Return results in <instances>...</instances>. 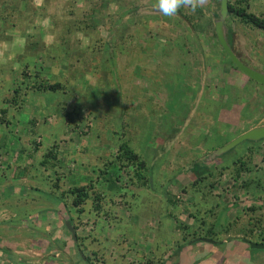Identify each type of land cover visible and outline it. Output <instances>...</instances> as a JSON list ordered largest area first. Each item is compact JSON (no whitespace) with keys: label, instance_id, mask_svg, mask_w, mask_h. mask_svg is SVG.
<instances>
[{"label":"rangeland","instance_id":"1","mask_svg":"<svg viewBox=\"0 0 264 264\" xmlns=\"http://www.w3.org/2000/svg\"><path fill=\"white\" fill-rule=\"evenodd\" d=\"M97 1L33 0V4L45 3V15L37 17V19L27 25H19L20 28H26L27 32L42 37L41 39L45 43L52 42L53 35H57L58 29L62 28L63 25H67L68 28H71L67 36L68 45H74L81 49L93 44V42L99 43L102 39L107 38L108 35L116 38L120 36L121 38H127L122 40V42L115 40V45L118 46L117 48L120 51L117 49V52L114 54V61L116 69L120 71L121 78L118 84L111 85V91L118 95L119 103H116L118 100L114 102L108 99V90L105 95L98 96L96 99L88 97V100L94 101L97 104L101 102L100 106H103L99 109L97 108V111L91 109L90 105L84 103L81 98L86 84L91 82L89 79L76 81V83L69 86V90H72L73 93L69 96H61V99L66 103L67 109H75L76 115L86 121L85 126H79L77 130L71 133L64 132V128L58 126L60 124H57L59 134L56 135V131H54L51 136L56 139L60 138V145L63 149L67 148L66 142L69 141L71 145L69 151L76 152L73 153V157L79 156H77V159L69 158L66 162L68 165L72 164L74 169H78V177H75L74 173H72L74 169L72 171L69 169L68 173L63 169L65 175L58 176L57 180L51 171L49 172L51 176L35 172L38 169L37 156L39 154L32 155L29 144H27L30 139H36L34 138L36 137L34 134L28 138L27 121L31 120L32 117H34L33 119L36 123L43 121V114L41 113V107L43 106L42 99L33 98L30 103H27V107L24 108L15 121L11 119V123L6 128L0 125V158L5 155L10 157L15 152L19 153V149L23 145V154H29V164H33L29 168L33 171L32 173H35L32 176V180L38 185L36 192L35 190H31L35 192L33 198L31 195L27 196V204L19 203L17 205L19 207L16 210L21 212L18 218L7 220V212L0 210V219H6L7 221L4 225L15 228L19 226L20 229L26 231L27 226L22 227L18 225L20 217H25L27 219L26 223L30 225L28 229L33 233L35 231L40 233L36 229V224L30 223L31 221L34 222L33 211L44 210L43 212L56 213L59 206V213L60 215L63 214L64 219L78 217L82 213L77 214L72 207H69L66 211L64 206L47 192V189H49L48 185H57L59 183V186L63 185V188H65V186L69 187V184L70 186H75L93 180L96 175L92 172L93 168L90 161L95 157L97 159L99 157V163H103L107 167L108 170L106 171L108 174L106 173V175L112 176L113 181H119L120 185L116 182L120 186L117 187L120 190L116 191V196L121 195L122 199L130 206L131 214L135 215L137 212L138 216L148 217L147 224L151 225L154 223L156 225V232H148V234H138V236H135L133 233L131 235L127 232L129 224H120L112 229L109 239L108 234L105 237V234H102V236L95 231V223V225L91 223L86 224V222L79 220L77 221L76 234L78 233L79 237L85 238L83 245H86V249L91 251L100 249V251L94 253L95 255H92L80 246L82 255L88 257L91 264H140L142 259H147L151 256L150 253L154 255L155 260L164 259L159 254L167 247H170L178 239L177 236L180 233L175 225L179 223L180 225L189 226L193 223L189 215L192 211H188L187 208V210L184 209L185 206H190L191 198L192 202H196V205H203L205 203L204 208L201 209L202 211L213 208V205L218 203V207L213 208V212L216 213L218 209L224 205H228L226 217L228 216L227 219L230 221L238 215V218H240L239 222L245 223L246 218H249L254 212L263 216L264 206L256 211L249 210L254 206L257 207L259 205L261 207L260 200L263 197V192L255 191L254 194H242L237 188L231 187L226 177H221L222 183L217 184L210 193L206 192L203 197L201 195H191L189 192L190 188L186 192L180 190L181 186L188 183V179L183 175L185 169L182 167L201 158L209 148L212 150L211 153L215 152L248 128V126H244V123L249 124L250 121L247 120V117L244 116L246 121L243 116L239 115L240 107H245L247 113H256L254 115L256 119L255 124H263L250 127L247 130L264 126V115H257V113L264 111V88H260L261 86H256L257 94H254L252 90L251 94L248 96L243 94L231 106L220 107V103H225V106H227L232 101L233 97L230 95L232 91L228 86L242 89L241 91L243 92L244 87L249 84H246L245 76L231 71L228 62L219 49L220 47L214 45L213 41H216L215 34H213L214 22L219 19V5L217 8L216 2H213L214 0H206L205 5L198 8L195 13H191L188 18L182 16V12L185 9H181L174 17L165 18V16L153 8L156 0H144L138 3L135 16L132 17L133 24H131L126 19L129 15L120 18L121 16H117L116 4L110 3L106 8V13L110 18L105 21V25L100 24L94 30L89 29L88 15L93 11V6ZM248 5L250 12L264 14V0H249ZM146 7H151L152 9L148 8L145 10ZM214 10L217 11V17H214L211 13ZM148 16L153 17L154 20L150 29H146L147 23H145V18ZM189 17H191L190 22L188 21ZM225 17L222 20L223 27ZM151 18L150 20H152ZM193 22L194 24L190 25ZM231 24L234 31L233 48L241 62L251 69L253 68L256 71L264 73V33L257 31L242 32L238 24ZM76 25L82 31L73 32ZM137 30H143L144 32H141L137 36ZM17 33H6L7 35H11L13 40L10 42L2 41L0 43V99L3 95H10L12 88L19 83V78L14 72L20 67L13 62L12 51L14 50H11L12 48L22 46ZM128 35H130V38H128ZM166 35L172 41H178L179 36L186 35L188 38L193 37L194 42H196L197 46L195 44L192 45V51H194L190 54L188 53V60H185L189 63L187 72L185 67L177 65L172 71L166 72V76L162 74V69L171 70L172 64H175L174 58H170L172 55L164 57L166 49L171 47L169 44L166 47V43H161L162 40L165 41ZM147 39H150V41H147ZM167 54L171 53L167 52ZM200 55L205 57L202 59V57H199ZM178 61L180 62L181 60ZM60 67L64 69L65 64L62 63ZM149 73L156 75L155 77L157 78L148 77ZM95 93L89 92L91 95ZM227 95H229L228 98ZM47 98L48 96H46V100H48ZM227 99L229 102L226 101ZM48 112H51V109L48 108ZM51 113L53 121L58 120L56 112L52 110ZM94 114L95 116H93ZM88 123L89 128L86 127ZM183 123L184 125H182ZM46 129L45 125H39L36 131L38 136L40 132L46 133ZM47 136L50 137L48 132ZM167 136L171 137L169 141L171 146L169 144L163 145ZM19 138H21V141L18 140ZM38 141L41 144L39 148L47 147L44 144L46 140L43 136H40ZM121 144L127 145L144 163L142 173L144 179L143 185L140 188L129 185L126 182L127 177L131 175L130 168L125 169V172L128 173L121 172V176L115 178L117 176L115 171L116 166L111 163L108 166L106 164L108 163L107 160H112L109 154L115 155L118 152L116 150L117 147ZM250 147L253 148V153L248 166L252 173L251 175L247 174V176L245 174L243 179L248 177L252 180L261 181L262 187L260 189L263 190L264 140L254 143L242 141L222 155L209 159L210 153L203 157L201 161L212 170L214 166L231 164L232 161L243 156ZM9 157L8 160L4 157L0 163V183L2 182V185L10 182L9 173L17 174L19 171L21 176L29 174L28 170H24L25 164L22 163L21 165L18 160L15 163H11ZM92 162L96 163V161ZM17 166H20L21 170L17 169ZM224 179L226 180L224 181ZM99 187L100 184L97 187L100 191ZM166 191H168L169 195L178 199L176 203L177 207L168 202L166 204V195L164 194ZM29 194L32 193L29 192ZM133 194L135 195L132 196ZM16 202L18 201H14V203ZM102 202L106 203V199ZM88 203L86 201L81 206V209L84 216L92 217L91 211L93 210L90 203ZM150 205L152 206L149 207ZM102 208L105 209L103 206ZM89 212L91 215L88 214ZM220 212L223 211L219 210ZM153 214L159 216V219H156L158 223L150 219L151 216L149 215ZM170 214L172 216L168 218ZM154 215L153 217H155ZM256 217L258 216L256 215ZM218 218L220 216H209L205 218V221L210 223L213 220L216 221ZM65 222L67 221L64 220L63 224ZM40 223H43V221ZM263 227L264 217L262 218V223L259 225V229ZM256 230L254 227V232ZM63 231L64 236L69 239L67 231L64 228ZM254 232L250 233L252 238L253 235H256ZM241 233V230L236 232L231 231L229 235L244 238ZM51 235L54 237L55 233L53 232ZM27 238L28 240L25 237L20 241L22 244L19 245L20 248L18 247L17 250L19 253L16 254L20 256H15V259L18 260L15 264H77L75 262V251L68 239V242H66L68 244L65 245L62 252L61 249L57 250L56 246V252L52 248L50 251L47 250L43 253L41 249L45 245L47 246L48 243L46 236L42 237L43 239ZM57 240L58 237L53 241L51 240V243L59 246L60 244ZM32 242H38L39 245L37 247L40 250H35L32 247ZM228 242L226 245H234L242 251L247 250L249 254L259 255L264 253V250L249 249L247 245L233 239ZM199 244L201 243H196L195 245ZM208 248V246L205 247L206 250ZM222 249H218V252ZM171 251L173 250L170 249L168 253H171ZM235 252H238L237 249ZM139 256L142 257L140 258ZM240 256L243 257L242 253ZM21 257L23 259H20ZM179 258L180 255L175 257V259L170 258V260H174L173 264H177L176 261ZM170 260H168L167 264H171ZM0 264H12L2 252L0 253ZM256 264H259V262L257 261Z\"/></svg>","mask_w":264,"mask_h":264},{"label":"trees","instance_id":"2","mask_svg":"<svg viewBox=\"0 0 264 264\" xmlns=\"http://www.w3.org/2000/svg\"><path fill=\"white\" fill-rule=\"evenodd\" d=\"M143 1L144 0H98L93 6V11L88 15L89 29L96 30V27L98 25H105V21L110 18V16L106 13V8L110 3L116 4L117 16H121L120 18H122V16L129 15V17L126 19L128 23L133 24L132 17L135 16L138 3ZM32 2L33 0H0V43L2 41L10 42L11 40H13V37L11 35H7L6 33L18 32L17 36L21 40L20 42L22 45L21 47L11 49L14 50L12 51L13 62L20 67L19 69L17 68L15 72H11L16 73V76L19 78V83L12 88V92H10V95H3L0 99V125L6 128L11 123V119L15 121L18 118L19 114L23 112L24 108L27 107V103H30L33 98L42 99L43 106L41 107V113L43 114V121L41 123H36L33 119L34 117H32L31 120L27 121V136L29 138L34 134L36 136L34 138L36 139H40V136H43L46 140L44 141V144H46L47 147L39 148L41 144L40 141L36 143V139H30L29 143H26L31 147L30 150L32 151V153L36 151V153L39 154V156H37L38 169L35 170V172L38 173L40 170H42L45 173L51 170L55 171L56 167H60V165L62 164H64V166L68 165V163L66 162L69 158H71V151H69L71 145L69 144V142H66L67 148L63 149L60 145L61 141L59 140V138L56 139L51 137L54 131H56V135L59 134L57 131V124H60L58 126L64 128V132L67 133L74 132L79 126L86 125V121L82 120L76 115L77 113L74 111L75 109L68 110L66 107V103L63 99H61V96H69L73 93L72 90H69V86L76 83V81L89 79L91 82L86 84L81 98L84 103L89 104L91 109H95L96 111L97 108L99 109L100 107H103L100 106L101 102L97 104L94 101L88 100V97H93L94 99H96L98 96L105 95V93L109 90L108 99L114 102L115 100H118L116 101V103H119L118 95L111 91V85H116V83L118 84V81L121 78L120 71L116 69L114 61V54L117 52V49L118 51H120V49L117 48L118 46L115 45V40H120L122 42V40H125L127 37L121 38L120 36L119 38H116L114 36L108 35L107 38L102 39L101 41H99V43L93 42V44L81 49L74 45H68L67 36L70 33L71 28H68L67 25H63L62 28L58 29L57 35H53V41L50 43H45L41 39L42 37H40L39 35L27 32L26 28L19 27L20 24L27 25L29 23H32L35 19H37V17H42L43 15H45V3L40 2V4H33ZM213 2H216V6L218 8L219 0H214ZM248 2L249 0H226V17L223 21V25L225 27V41L232 53L236 56V58H238L239 61L241 60L237 56V53L233 48L234 31L231 23L238 24L239 29L242 32L257 31L260 33H264V14H255L253 11L250 12L248 10ZM21 3L22 5H20ZM148 8L152 9L151 7H146L145 10ZM216 12L217 11L215 10L211 11L214 17H217ZM191 13L192 12L190 10L185 9L184 12H182V16L184 18H188ZM201 15L203 16V14ZM148 17L145 18V23H147L146 29H150V27L152 26V22H154L153 17ZM150 18L152 20H150ZM190 18L191 17H189L188 20L189 22ZM193 24L194 22L190 25ZM80 31H82L80 27H78L77 25L74 26L73 32ZM141 32L144 31L137 30L136 35L139 36ZM129 36L130 35H128V38H130ZM166 38V47L168 44L171 47L169 49L167 48L168 50L166 49L164 57L172 55L170 58H174L173 60L175 64H172L171 70L162 69V74L166 76V72L172 71L174 68H176L177 65L185 67V70L187 72V70L189 69V63L185 60H188V53L190 54L194 51H192V45L195 44L197 46L196 42H194L193 40V37L188 38L186 35H181L179 36V39H177L178 41L173 40L174 42L168 39L170 38L169 36H167ZM147 41H150V39H147ZM213 42L215 46H218L215 40ZM167 52H170L171 54H167ZM222 53L225 60L228 62L231 71L241 75V73L230 63L223 51ZM199 57H202L203 59L205 56L200 55ZM178 60L181 61L179 62ZM62 63L65 64L64 69L60 67ZM149 74L150 75L148 77L157 78L155 77L156 75L152 73ZM245 80L246 84L248 83L249 85L244 87L243 92L241 91L242 89L240 90L234 86H228L232 91L230 95H232L233 97V102L231 101L230 105L228 104L227 106H225V103H220V107L231 106V104L236 103L243 94H245L246 96L251 94L252 90L254 94H257L258 92H256V86H261L260 88H264V85L257 84L248 78H246ZM93 91L96 93L93 95L89 94V92L94 93ZM46 96H48V100H46ZM228 96L229 95H227V98ZM226 101L229 102L228 99ZM48 108L51 109V112L52 110L53 112H56L58 120L53 121L51 117L52 113L48 112ZM246 110L247 109H245V107H240L239 112L240 116H245L247 117V120L250 121L249 124L246 122L244 123L245 127L248 126V128H250L259 124L263 125L261 123L255 124L256 119L254 118V115L256 113H247ZM262 114L264 115V111L257 113V115ZM93 116H95V114ZM245 117L244 120H246ZM39 125H45V127L47 128V132L50 134V137L47 136V132H40V135L38 136L36 131ZM86 127L89 128V123ZM248 128H246V130ZM170 139L171 137L167 136L165 138V141L163 142V145L166 146L169 143ZM116 150L118 152L115 155L109 154V157L112 160H107V166L110 163L116 166L115 171L117 173V176H115V178L120 177L121 172H125V169L130 168L129 170L131 172V175L127 177L126 182L129 185H134L135 187L140 188L141 185H143L144 179L142 177V173L144 170L143 161H141L140 157L137 156L125 144L119 145ZM252 151L253 148L250 147L246 150V153L243 156L238 157L237 159L232 161L231 164L214 166L213 169L210 170L209 167L205 166L201 161L203 157L212 152V150L209 148L205 151L201 158H198L197 160H194L182 167L183 169H185L184 175L188 179V183L181 187L179 186L180 190L182 192H186L190 188L189 192L191 193V195H201L203 197L206 192L210 193L215 188V186H217V184L219 185L220 183H222V178L226 177L231 187H235V189L237 188L241 191L242 194H254L255 191H262L263 197L260 200L261 207H259V205L257 207L254 206L249 210L256 211L259 210V208L261 209L262 206H264V189H260L262 187L261 181H257L255 179L252 180L248 177H246V179H243V176L245 174L247 176V174L251 175L252 173L250 167L248 166L250 164L251 155L253 153ZM19 153H24L23 145H21ZM59 153L62 155L61 160L58 158L56 159V156L59 155ZM92 161H96V163H93ZM92 161H90L91 167L93 168L92 172H94V174L96 175V177L94 176L95 178L93 180L87 181V183L85 184H77L75 186H70L69 184V187H67L66 189L63 188V185L59 186V183L57 185H48L49 189H47V192L51 196H54L57 201H59V203L64 206L66 211L69 207H72L75 209L77 214L83 213L81 206L87 201L90 203L91 209L93 210L91 212L93 214L97 216L99 215V213H101L100 216H103V214L106 215V213L103 212L102 208V206L104 207L102 201L106 197H104V194L115 197L117 195L116 191L120 190V188L117 189V187H120L117 185V183L119 184V181H113L112 176L106 175V170L108 169L105 164L99 163L100 158L98 157L97 159L95 157L94 159H92ZM32 165L33 164L26 165L24 169L28 170L29 173H31L33 171L29 168ZM64 171L68 173L69 166L67 169H64ZM64 171L62 170L58 175L54 176L56 180L57 178H59L58 176L65 175ZM32 174L35 173H31V175ZM225 180L226 179H224V181ZM99 184L100 191L97 188ZM164 194L166 195L165 199L169 203L172 202L171 205H176L178 201L176 197L169 195L168 192H165ZM195 203L196 202H192L191 198L190 206L188 205L184 208L185 210L188 209V211H192L191 213H189V215L192 218L193 223L189 226L180 225L179 223L176 225V228H178V231L180 232L177 236L178 239L173 242L170 247H167L159 254V256H163L164 259L155 260L154 255L150 253L151 256L147 259H142V262L140 264H165V261L168 262L170 258L175 259V257L179 255V252L186 248L189 241L193 240L195 237L206 238L212 241L217 247L222 246L223 242L229 241L231 239L240 242L242 239L246 238L247 240L254 243H264V227L259 229V225L260 223H262L263 216L254 212L249 218H246L245 223H240V218H238V215H236V217L232 221L227 219L228 216L226 217V211L228 210V205H224L223 207L218 209L216 213H214L213 208H217L218 203H215V205H213V208H210L206 211L201 210L204 208L205 203L203 205H196ZM189 208H192L193 210ZM219 210L223 212L219 213ZM111 213L112 212H108L107 214L111 215ZM215 215L217 217L220 216V218L216 219V221L213 220L210 223H207L205 221V218H208L209 216L214 217ZM256 215L258 217H256ZM171 216L172 214L168 215V218H170ZM64 220L69 223V226L73 229L75 234L74 240L71 239L69 234L68 241L71 243V247H73L75 251L74 255L77 262H81L83 264H91L88 260V257H84V255H82L81 247L83 249H86L87 246L83 245L85 238L79 237L76 234L78 220H74L71 217L63 219V221ZM30 223L32 224V221ZM26 226L29 227L30 225L26 224ZM32 226L34 227V225ZM254 227L257 229L255 232ZM63 228L66 230L64 224ZM240 230L244 238H237L229 235L231 231L236 232ZM253 232L256 235H253L252 238L250 233ZM68 241H61V244L57 246L58 249L62 250L63 248H65V244H68L66 243ZM196 243L201 242H195L191 244V246L195 245ZM37 245L39 244L32 242L33 248L34 246L37 247ZM53 246L54 244L51 243V239L48 238L47 246L45 245V247L41 250L43 251V253H45L47 250L50 251ZM170 249L173 251H171V253L166 256L165 254H167ZM35 250L38 251L40 250V248ZM87 251L90 254L95 255L94 253L100 251V249H96L95 251ZM11 257L12 256L10 255V253H7V258L10 259ZM139 257L141 258L142 256ZM20 259H23V257H21ZM170 261L171 264L174 263V260ZM11 262L12 264L16 263L14 261ZM178 262L179 261L177 260L176 263Z\"/></svg>","mask_w":264,"mask_h":264},{"label":"crops","instance_id":"3","mask_svg":"<svg viewBox=\"0 0 264 264\" xmlns=\"http://www.w3.org/2000/svg\"><path fill=\"white\" fill-rule=\"evenodd\" d=\"M242 64H244V63H242ZM182 125H184V123ZM25 139H27V138H25ZM19 140H21V138H19ZM38 140H36V143L39 142ZM59 140H60V138H59ZM168 144H169V146H171L170 142ZM29 148H31V147L29 146ZM73 153H76V152L71 151V153H70L71 158L77 159L78 155L73 157ZM35 154H36V151H34L32 153V155H35ZM4 157H6V160H8L9 156L5 155L2 158H0L1 159L0 163L2 162ZM9 158H10L9 161L11 163H15L18 160V161H20L21 165L23 163V164H25V166L28 165L29 161H30L29 154H23V153L19 154L17 152H15V154L11 155ZM57 158L61 160L62 155L59 153V155L56 156V159ZM68 166H69L70 171H72L74 169V166L72 164L67 165V166L66 165L64 166V164H62V165H60L61 168L58 166V167H56L55 171L51 170V172L54 173V175H58L60 173V171H62L63 169H67ZM17 167H18L17 169L21 170L20 166H17ZM85 170H86V168H85ZM42 172L43 171L40 170L38 173H42ZM49 172L50 171H47L45 173L43 172L42 174H45L47 176L51 175V173H49ZM31 173H29L27 175L25 174V176L24 175L21 176L19 171L17 172V174L9 173V176L11 179L10 182L8 184L5 183L3 185L1 184L2 182L0 183V210L1 211L4 210L5 212H7V216H8L6 218L7 220L18 218V216L21 215V212H18L16 210V208L19 207L17 205L19 203L20 204H24V203L27 204V202H26L27 196L31 195L33 198L34 193L38 190V185L32 180V176L34 174L31 175ZM72 173H74L75 177H78V175H79L78 169H74V172H72ZM5 178H6V176H5ZM67 187L68 186H65V189ZM31 190H35V192H32ZM29 192H31L32 194H29ZM166 192H168V191H166ZM134 195L135 194H133L132 196H134ZM104 197L106 199V203L105 202L103 203L104 208H105V209H103V212L106 213V215L103 214V216H100L101 213H99V215L97 216L91 212L92 217H87V215L84 216V214L82 213V214H79L78 217H75L74 220H78V221L82 220V221L86 222V224L87 223H91V224L95 223L96 224V226H94V228H96L95 231L101 235L105 234L104 235L105 237L108 234L109 239H110L109 234L112 231V229L116 228V226L120 225V224H129V227L127 228V232L131 235L133 233V235H135V236H138V234H142V235L148 234V232L149 233L150 232H156L155 231L156 225L154 223H152L151 225L147 224V222H148L147 218L148 217L146 218V217L138 216L137 212L135 213V215L131 214L130 206H128L127 203L125 202V200L122 199L121 195L111 197L107 194H104ZM14 201H18V202L14 203ZM165 202L167 204L168 201L166 200ZM171 203L172 202H170V204ZM151 206L152 205H150L149 207H151ZM59 207H58V209H59ZM138 211H139V209H138ZM33 212H34V214H32V215L34 216V222H32V224H34V225L36 224L37 228L35 226H34V228H36L40 231V233L35 231L34 233H36V234H34L32 231H30L28 229V227L26 230L28 232H26V231H23L22 229H20L19 226L16 228L12 227V226H6V225H4V223L7 222L6 219H2V220L0 219V253L2 252L4 255H6V257H7V253H10V255L12 257L10 259L7 258L10 261H14V262L18 261L15 259V256H20V255H16L19 253L17 250H18L19 245L22 244L20 241L22 239H24L25 237H26V240H28L27 237H29V238L34 237L35 239L36 238L43 239L42 237L46 236V238H50L52 241L54 239H57V237H58L57 242L59 244H61V241H67V239H68L64 236L63 224H62L64 222L63 221L64 218L62 216L63 214L60 215V213H59L60 211H57L56 213L55 212L49 213L46 211L43 212V210L33 211ZM108 212H112L111 215L110 214L108 215L107 214ZM88 214H90V212ZM153 215H149V216H151L150 219H152L153 221L158 223V221H156V219L157 218L159 219V216L154 215L155 217H153ZM263 217H264V215H263ZM26 220L27 219L25 217H20V222L18 225H21L22 227L26 226V224H27ZM42 221H43V223H40ZM38 226H40V228H38ZM175 226H174V229H175ZM66 231H67V229H66ZM53 232L55 233L54 237H53V235H51V233H53ZM67 233H68V231H67ZM21 234H23V235H21ZM77 235H78V233H77ZM227 243H229V242L228 241L223 242V244H222L223 249L221 248V246L220 247L215 246L213 242L212 243L201 242V244L193 245V246H191V244H193V243H190V244L188 243V246L186 248H184L183 250H181V252L179 253L180 258H179V260H178L179 262L177 264H256L257 261L259 262V264H264V257H263L264 253L259 254V255L249 254L247 252V250L242 251L241 249H239L238 247H236L234 245H230V244L226 245ZM242 244H244V243H242ZM65 245H67V244H65ZM56 246H58V245H54L52 247L53 251H55V252H56ZM207 246L209 247L208 250L205 249V247H207ZM34 248L38 249V247H36V246H34ZM218 249H222V250L220 252H218ZM236 249L238 252H235ZM57 250H59L58 247H57ZM61 252H62V250H61ZM241 253H242L243 257L240 256ZM136 254H138V253H136ZM168 255H169V253L166 254V256H168ZM75 262H77V260H75ZM77 264H83V263L77 262ZM165 264H167V262H165Z\"/></svg>","mask_w":264,"mask_h":264},{"label":"water","instance_id":"4","mask_svg":"<svg viewBox=\"0 0 264 264\" xmlns=\"http://www.w3.org/2000/svg\"><path fill=\"white\" fill-rule=\"evenodd\" d=\"M226 13V0H219V9H218V16L219 19L214 22V34H215V39L220 47V49L224 52V54L227 56L228 60L230 63L246 78L250 79L251 81L264 85V73L253 70L242 64L236 56L232 53L228 45L226 44L225 41V30L224 27L222 26V20L225 16ZM259 140H264V126H258L255 128H252L250 130H247L237 136L235 139L227 143L226 145L220 147L217 149L215 152L211 153L209 155V159H213L214 157H217L219 155H222L235 145L239 144L242 141H250V142H256ZM65 228L70 234V237L72 240H74V231L73 229L69 226L68 222H65ZM194 242H205V243H212V241L203 239V238H195L192 240L190 243ZM242 243L246 244L249 249H255V250H264V243H254L249 240L243 239L241 240ZM189 243V244H190Z\"/></svg>","mask_w":264,"mask_h":264},{"label":"clouds","instance_id":"5","mask_svg":"<svg viewBox=\"0 0 264 264\" xmlns=\"http://www.w3.org/2000/svg\"><path fill=\"white\" fill-rule=\"evenodd\" d=\"M205 3L206 0H156V3L153 5V8L161 15L171 18L176 16L181 9H187L190 10L192 13H195L197 9L203 7ZM161 43H166V41L162 40ZM191 241H189V243Z\"/></svg>","mask_w":264,"mask_h":264},{"label":"flooded vegetation","instance_id":"6","mask_svg":"<svg viewBox=\"0 0 264 264\" xmlns=\"http://www.w3.org/2000/svg\"><path fill=\"white\" fill-rule=\"evenodd\" d=\"M238 59V58H237ZM255 70V69H254Z\"/></svg>","mask_w":264,"mask_h":264}]
</instances>
